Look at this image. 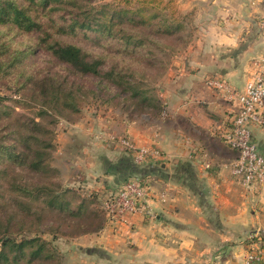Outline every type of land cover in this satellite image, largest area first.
<instances>
[{"label":"crops","instance_id":"obj_1","mask_svg":"<svg viewBox=\"0 0 264 264\" xmlns=\"http://www.w3.org/2000/svg\"><path fill=\"white\" fill-rule=\"evenodd\" d=\"M177 2L195 18L196 35L163 79V113L152 128L129 131L138 148L154 149L147 161L159 165L133 163L138 173L112 172L121 179L96 187L153 178L155 217L129 216L128 224L77 237L65 250L66 264H244L252 246L264 257V182L245 188L234 180L237 153L218 136L237 104L206 83L218 76L242 90L252 80L264 57V0ZM253 134L264 154V132L255 127Z\"/></svg>","mask_w":264,"mask_h":264},{"label":"trees","instance_id":"obj_2","mask_svg":"<svg viewBox=\"0 0 264 264\" xmlns=\"http://www.w3.org/2000/svg\"><path fill=\"white\" fill-rule=\"evenodd\" d=\"M122 1L126 9L120 8L110 15L106 7L111 4L92 12L80 4L81 0H0V80L5 79L8 88L22 95L23 100L15 104L25 112L0 106V121L5 124L2 129L5 134L0 136V158H4L0 167V264H47L45 260L50 253L44 240L17 242L13 235L25 232L26 226L42 229L41 219H32L33 212L41 207L33 206L36 202L47 203L48 212L63 215L71 196H75L71 191L50 188L55 170L49 163L54 148V132L49 125L53 124L54 116L77 121L81 103L95 105L101 94L122 101L142 96L140 86L132 78L145 70L142 73L125 68L120 60L132 59L108 44L95 53L86 45L68 40L74 34L69 30L78 26L80 30L100 31L101 35L134 44V53L130 56H140L138 63L141 64L148 52L151 56L146 62L148 65H153L151 60L157 58L147 47L156 48L161 41L167 43L183 31V22L173 19L176 13L171 11L167 15L166 8L161 9L163 0ZM62 12L65 15H60ZM129 15L128 25H124L123 19ZM132 17L137 18L139 29L129 24ZM66 19L71 24L63 29L59 22ZM31 55L45 56V66L29 62L27 57ZM111 55L119 57V62L108 65ZM90 79H98L96 88H89ZM89 95L91 100H87ZM3 100L0 97V102ZM136 105L140 107V102ZM129 161L121 159L111 169L119 174L122 171L129 175L138 173ZM97 196L95 193L93 199L97 200ZM86 202L83 199L82 203ZM82 207L83 204L78 206ZM97 216L98 227L93 226L92 230L76 234L74 238L121 225L110 219L103 207Z\"/></svg>","mask_w":264,"mask_h":264},{"label":"rangeland","instance_id":"obj_3","mask_svg":"<svg viewBox=\"0 0 264 264\" xmlns=\"http://www.w3.org/2000/svg\"><path fill=\"white\" fill-rule=\"evenodd\" d=\"M80 4L86 6L87 10H93L92 12H96V9L100 6L111 4L106 7L110 15H114V12L120 8L126 9V5L122 0H81ZM178 4L177 0L162 1L161 9L166 8L164 12L168 13L167 15L171 11L175 12L176 15L173 16V19L183 22V31L177 33L178 35L169 39L167 43L161 41V44L156 48L149 49L147 47L148 51L156 55L157 60H151L153 65L146 63L151 59V56L142 49V52L146 53L144 54L145 58H143L144 62L141 64L138 63L140 56H130L134 53V44L110 38L108 35H101L100 31L80 30L78 26L69 30L74 34L68 40L86 45L94 49L95 53L101 51L99 47L108 44L113 50H120L122 53L127 54L129 59H132L131 61L120 60L125 68L131 67L133 70H140L142 73L145 70V72L134 75L132 78L140 86L142 96L140 95L139 98L122 101L119 98H111L110 96L103 97V94H101L95 105H89L87 102L81 103L79 117H75L77 121H69L63 117L54 116L53 124L49 125V128L54 132L52 143L54 148L49 163L55 170L51 175L50 188L71 191L75 196H71V203L63 215L48 212L46 209L47 203L36 202L33 206L41 207L33 212L32 219L40 218L43 222L42 229L38 231L39 227L30 228L26 226L24 227L25 232L22 233L21 231L20 234L13 235L17 242L33 238L44 240L46 249L50 253V257L45 260L47 264H66L64 262L65 250L75 239L74 235L92 230L93 226L98 227L99 216L95 217V215H98L99 210L102 209L105 194L103 189L96 188L97 183H100V186H105L108 182H118L121 179L122 176L118 178L110 176L113 172L111 166L116 165L121 160V156L124 155L120 152H125L130 156L127 157L130 164L134 163L136 166L159 165L157 161L138 164L132 153L121 143V140L128 139L137 147L130 135V132L134 131L133 128L136 129L141 125L153 127L155 120L164 111L162 101L159 99L160 92L163 89V79L168 75L172 63L182 55L196 35L192 25L195 18L182 14ZM67 10L71 12L72 9ZM41 14L44 15V13ZM60 15H65V13L62 12ZM129 18H131L130 15L123 19L124 25H128L126 20ZM198 19L196 17V21ZM116 22H118V19H116ZM137 22V18L132 17L129 24L137 27ZM59 24L65 29L71 24V21L66 19L60 21ZM129 29L126 28V31L130 32ZM76 33H79L78 36H75ZM97 45L99 46L97 47ZM154 49L156 50L154 51ZM44 57L37 58L35 55H31L27 59L29 62L36 61L41 66H45ZM112 57L113 55L107 59L108 65L119 62V57ZM135 59L138 60L135 62ZM97 82L98 79H90L87 85L89 88L94 89ZM7 85L5 79L0 80V97L4 99L0 102V106L15 108L18 112L25 113L19 107V104H15L16 101L23 100L22 95L8 88ZM91 98L92 96L89 95L87 100H91ZM138 102H140V107L136 105ZM4 126L5 124L0 121V136L5 134L2 130ZM3 161L4 158H0V167H2ZM125 172L127 171L120 172V175ZM145 172L149 173L147 169ZM95 193L98 195L97 200L93 199ZM83 199H87L88 202L86 204L82 203ZM81 204H83V207L79 209L78 206ZM18 228L15 230H18Z\"/></svg>","mask_w":264,"mask_h":264},{"label":"built area","instance_id":"obj_4","mask_svg":"<svg viewBox=\"0 0 264 264\" xmlns=\"http://www.w3.org/2000/svg\"><path fill=\"white\" fill-rule=\"evenodd\" d=\"M262 25L264 28V22ZM256 70L252 80L242 90L230 87L222 77H209L206 81L208 86L236 101L237 105L228 118L230 126L218 137L220 142L236 151V158L231 163V174L245 188H254L264 182V154L260 152L253 134L255 127L264 132V57L257 62ZM121 143L138 164L148 162L156 154L154 150L136 147L128 139L121 140ZM153 186L151 177L130 178L104 191L102 207L110 219L122 225L128 224V217L133 215L153 218L155 214L149 203ZM250 243L255 246L253 242ZM263 258L261 250L252 246L245 256L244 264H258Z\"/></svg>","mask_w":264,"mask_h":264}]
</instances>
